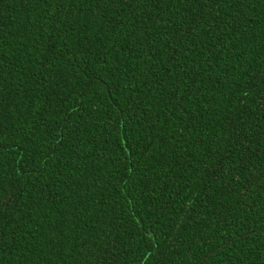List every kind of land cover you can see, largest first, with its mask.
Wrapping results in <instances>:
<instances>
[{
    "label": "trees",
    "instance_id": "1",
    "mask_svg": "<svg viewBox=\"0 0 264 264\" xmlns=\"http://www.w3.org/2000/svg\"><path fill=\"white\" fill-rule=\"evenodd\" d=\"M0 264H264V0H0Z\"/></svg>",
    "mask_w": 264,
    "mask_h": 264
}]
</instances>
